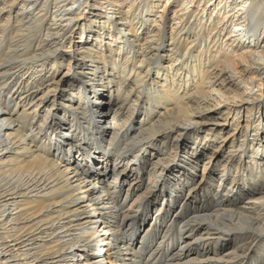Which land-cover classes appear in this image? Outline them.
<instances>
[{"label":"bare ground","instance_id":"obj_1","mask_svg":"<svg viewBox=\"0 0 264 264\" xmlns=\"http://www.w3.org/2000/svg\"><path fill=\"white\" fill-rule=\"evenodd\" d=\"M0 264H264V0H0Z\"/></svg>","mask_w":264,"mask_h":264},{"label":"rangeland","instance_id":"obj_2","mask_svg":"<svg viewBox=\"0 0 264 264\" xmlns=\"http://www.w3.org/2000/svg\"><path fill=\"white\" fill-rule=\"evenodd\" d=\"M99 105H100V103H99ZM106 120H107V119H104V120H103V123L106 122ZM226 131H231V129H227ZM62 132H64V130H62ZM62 132H61V133H62ZM67 137H68V136H67ZM68 139H69V138H68ZM220 150H221V149H220ZM220 150H219V151H220ZM201 156H202V158L204 159V155H201ZM111 164H112V163L110 162L108 165L110 166ZM200 170H201V169H196V170L194 171V173H193V176L198 178V177H199V172H200ZM159 204H161V199H160V198L156 199L155 202L151 203V209H152V210H155L156 207H157ZM148 222H149V221H148ZM156 243H157V242H156Z\"/></svg>","mask_w":264,"mask_h":264}]
</instances>
